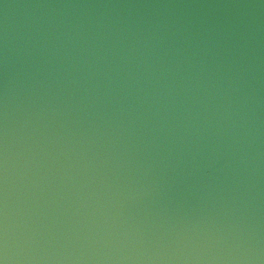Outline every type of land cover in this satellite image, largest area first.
Instances as JSON below:
<instances>
[{
  "label": "water",
  "instance_id": "95a60500",
  "mask_svg": "<svg viewBox=\"0 0 264 264\" xmlns=\"http://www.w3.org/2000/svg\"><path fill=\"white\" fill-rule=\"evenodd\" d=\"M0 264H264V0H0Z\"/></svg>",
  "mask_w": 264,
  "mask_h": 264
}]
</instances>
